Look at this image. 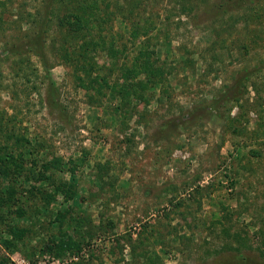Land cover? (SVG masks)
I'll return each instance as SVG.
<instances>
[{"label": "rangeland", "instance_id": "obj_1", "mask_svg": "<svg viewBox=\"0 0 264 264\" xmlns=\"http://www.w3.org/2000/svg\"><path fill=\"white\" fill-rule=\"evenodd\" d=\"M125 1L99 0L100 17L107 4L116 15L105 18L103 30L95 23L74 41L90 52L80 58V49H72L71 63L60 57L64 37L53 17L46 51L59 110L46 102L40 59L25 49L7 53L27 40L46 0H6L0 8V141L12 129L38 137L65 163L77 161L75 179L59 176L79 184L62 229L49 226L47 216L64 207L59 198L19 220L30 232L15 252L5 249L10 238L2 235L9 264H221L238 255L236 237L247 245L242 253L264 263V0L226 13L217 9L223 0H136L127 20ZM75 4L63 0L53 9L64 14ZM142 50L154 51L173 73L164 85H151L148 105L131 98L119 108L112 91L119 71L107 76L110 88L96 75H107L114 60L117 69L130 66ZM86 60L102 72L88 76L84 69L94 67ZM244 76L237 101L206 107ZM98 164H107L113 177L101 192L92 177ZM72 217L83 224L89 219L93 238L79 253L58 258L45 247L71 231Z\"/></svg>", "mask_w": 264, "mask_h": 264}, {"label": "trees", "instance_id": "obj_2", "mask_svg": "<svg viewBox=\"0 0 264 264\" xmlns=\"http://www.w3.org/2000/svg\"><path fill=\"white\" fill-rule=\"evenodd\" d=\"M61 1L63 0H46L45 10L41 19L39 21L36 19L32 25H29L30 31L26 34L27 40L20 45L12 46L7 51L8 54H18L20 50L25 49L28 53H34L40 59L48 80L46 102L50 107L58 110L61 105L57 97L56 84L50 75V61H48L46 51V42L50 35L49 29L51 25L55 21L54 24L59 34L64 37L59 49L60 57L71 63L70 54L72 49L74 51L77 48L80 49V58H82L83 54L88 56L90 52V50L89 52L87 50L83 51L84 46L81 48V45L75 44L74 41L77 38L84 39L87 37V33L96 24L97 28L99 26L100 30H103V25L107 22L105 18L108 19L110 16L116 15V13L108 12L110 4H107L105 18L100 17L102 10L99 7V0H67V2L70 1L76 4L74 7L66 5V13L64 14L60 13L61 11H58L56 14L53 6L56 3H61ZM247 2H252V0H223L217 9L220 13H226L227 11L242 9ZM6 3V0H0V8L4 7ZM136 4H138L136 0L125 1L122 6L126 5L125 11H127V14H124L122 18L127 20L131 16H134V9L138 7ZM116 7L117 13L121 15V5L117 3ZM134 18H137V16ZM132 26L136 31L141 30L138 22H133ZM143 29L145 31H142L141 35L145 37L149 36V30L144 26ZM137 35V33L133 34L132 38H136ZM148 39L150 38L148 37ZM103 48H105V45ZM107 51L109 58H117V52L112 46ZM115 61H111V66L105 68L108 74L96 75L95 81L100 80L106 88H110L107 76H111L113 73L119 71L121 82L114 83L115 87L112 90L117 95V99L120 100L119 108L125 104H129L131 98L143 100L148 105L150 98L145 97V95L151 89V85H164L167 76L171 75L174 70V67L168 66L166 61L161 64L158 57H155L154 51H140L132 59L130 66L122 65L119 69H117ZM92 63L88 60L85 63L89 64L90 68L94 67L91 71L90 69H84L85 67L89 68V65L88 67L87 65L82 67L88 76L92 72L99 74L103 69L98 66L95 67L96 64L92 65ZM247 79L248 77L244 76L237 84L234 83L228 86V90L224 91L219 98H214L210 106L207 104L206 107L211 108V110L217 107L220 110L222 106L235 100L237 101L240 89L244 88ZM28 80L30 81V78ZM77 81H79L81 86L86 88L81 77H78ZM35 87L34 89H36ZM232 89L233 91H231ZM189 115H187L188 120ZM184 119L186 120V117ZM3 138L4 140L0 141V239L2 235L9 236L10 239L5 244V249H8L9 252H15L17 244L25 242L30 232L29 227H21L19 225V220L27 218L30 215L29 212L32 210L35 211L34 213L41 212V210L45 212V209H48L51 202H56L59 198L62 199L61 204L64 207L60 211L51 213V215L47 214V216L52 218L49 221V226L55 224L58 229H62L66 219L71 215L72 211L69 208V204L70 202H74L78 196L79 184L72 180L67 181L59 175L60 173L68 172L75 179L77 161L70 160L68 164L65 163L62 157L54 155L49 151L45 142L39 141L41 139L38 137L32 138L28 136L26 132L20 134L15 129H12L3 133ZM92 177L96 180L100 192L105 190L106 180H113L107 164H98L92 173ZM30 181H36L38 185H28ZM71 222L72 226L69 228L71 231L62 233L57 241L54 239V241H50L45 247L53 251L54 255L58 258L64 256L66 253H79L82 250V245L93 238L95 230L93 223L89 219L83 224V222L79 223L72 217ZM90 226L93 228L91 229ZM236 239L239 245L236 248L238 255L221 264H264L262 261L242 253V249L247 246L244 242L245 240L239 237H236ZM260 256L264 261V251L261 252ZM9 263L10 258L3 252V247L0 244V264Z\"/></svg>", "mask_w": 264, "mask_h": 264}]
</instances>
